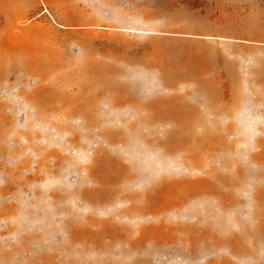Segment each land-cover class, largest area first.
Returning <instances> with one entry per match:
<instances>
[{"label":"rangeland","instance_id":"374dc122","mask_svg":"<svg viewBox=\"0 0 264 264\" xmlns=\"http://www.w3.org/2000/svg\"><path fill=\"white\" fill-rule=\"evenodd\" d=\"M0 264H264V0H0Z\"/></svg>","mask_w":264,"mask_h":264},{"label":"crops","instance_id":"0c3cea01","mask_svg":"<svg viewBox=\"0 0 264 264\" xmlns=\"http://www.w3.org/2000/svg\"><path fill=\"white\" fill-rule=\"evenodd\" d=\"M204 99L206 100H227L228 97L225 93H220V94H216L215 95H212L211 93H205L204 94ZM206 104V103H205ZM199 105V106H194L196 107L195 109H198V110H202V113H205L204 111L206 110H209V111H212L213 114H216V115H220L221 113H224V112H229L230 115H235L236 117H240V116H244V115H247L249 114L250 112L247 111L246 107H243L241 111H238V112H230L229 108L228 107V104L227 103H223V105ZM158 108H162L163 110H165L163 113L164 114H177V113H183L185 110H187V107L185 106H179V107H174V106H160ZM212 109V110H210ZM207 112V111H206ZM164 122H168L167 120H165Z\"/></svg>","mask_w":264,"mask_h":264}]
</instances>
